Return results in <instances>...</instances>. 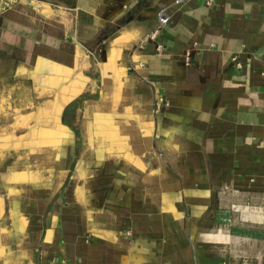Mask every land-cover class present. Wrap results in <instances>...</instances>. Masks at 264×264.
<instances>
[{
	"label": "crops",
	"instance_id": "crops-1",
	"mask_svg": "<svg viewBox=\"0 0 264 264\" xmlns=\"http://www.w3.org/2000/svg\"><path fill=\"white\" fill-rule=\"evenodd\" d=\"M0 264H264V0H0Z\"/></svg>",
	"mask_w": 264,
	"mask_h": 264
}]
</instances>
